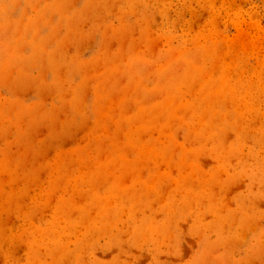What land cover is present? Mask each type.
I'll use <instances>...</instances> for the list:
<instances>
[{"label": "rangeland", "instance_id": "obj_1", "mask_svg": "<svg viewBox=\"0 0 264 264\" xmlns=\"http://www.w3.org/2000/svg\"><path fill=\"white\" fill-rule=\"evenodd\" d=\"M0 264H264V0H0Z\"/></svg>", "mask_w": 264, "mask_h": 264}]
</instances>
